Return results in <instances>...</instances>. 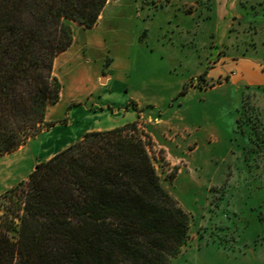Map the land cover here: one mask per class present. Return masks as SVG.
Segmentation results:
<instances>
[{"label": "rangeland", "instance_id": "1", "mask_svg": "<svg viewBox=\"0 0 264 264\" xmlns=\"http://www.w3.org/2000/svg\"><path fill=\"white\" fill-rule=\"evenodd\" d=\"M70 25L50 118L97 103L111 73L119 110L149 136L160 181L189 216L169 264H264V0H108L92 27ZM243 96L250 121L237 128ZM35 165L0 154V193Z\"/></svg>", "mask_w": 264, "mask_h": 264}, {"label": "trees", "instance_id": "2", "mask_svg": "<svg viewBox=\"0 0 264 264\" xmlns=\"http://www.w3.org/2000/svg\"><path fill=\"white\" fill-rule=\"evenodd\" d=\"M108 0H0V154L52 122L55 57L70 21L92 27ZM241 101L237 128L250 121ZM137 122L86 132L0 193V264H169L189 216L162 185Z\"/></svg>", "mask_w": 264, "mask_h": 264}, {"label": "crops", "instance_id": "3", "mask_svg": "<svg viewBox=\"0 0 264 264\" xmlns=\"http://www.w3.org/2000/svg\"><path fill=\"white\" fill-rule=\"evenodd\" d=\"M99 16H101V14ZM59 56L58 54L54 59V70L56 60ZM233 72L235 73V71ZM207 76H210V72L207 73ZM103 77H105V80L103 83L101 81V88L104 89V91L100 95L99 100H97V103L92 102L90 106H82L81 103L78 102L75 104V106H78L77 109H72L67 112V116L62 120L50 118L48 106L44 121L52 122V124L30 137L19 148L10 152V154H21L23 157L29 154L34 159L35 165L41 161L48 160L57 152L73 144L78 139L82 138L86 132L108 130L126 123L134 122V119L131 118L132 113L126 115L122 110H119L127 105L126 101L122 100L120 102L117 98L118 96H113L110 92V87L111 89L115 88L119 90L118 87L116 88L115 86L112 74L103 75ZM123 88L127 90L129 86L123 83ZM92 101H94V99ZM129 109L130 107H128V110ZM162 124H164V122L160 121L158 123V125ZM148 133L152 136V140H155L153 132ZM31 170L32 168H30V171ZM9 187L11 186H8V188Z\"/></svg>", "mask_w": 264, "mask_h": 264}]
</instances>
